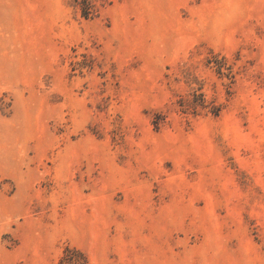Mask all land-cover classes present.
I'll return each instance as SVG.
<instances>
[{
  "label": "rangeland",
  "instance_id": "obj_1",
  "mask_svg": "<svg viewBox=\"0 0 264 264\" xmlns=\"http://www.w3.org/2000/svg\"><path fill=\"white\" fill-rule=\"evenodd\" d=\"M95 1L0 0V264H264V0Z\"/></svg>",
  "mask_w": 264,
  "mask_h": 264
},
{
  "label": "trees",
  "instance_id": "obj_2",
  "mask_svg": "<svg viewBox=\"0 0 264 264\" xmlns=\"http://www.w3.org/2000/svg\"><path fill=\"white\" fill-rule=\"evenodd\" d=\"M75 1L80 5L81 13L83 16L89 17L91 15H94V13L96 12L97 4L95 0H75ZM195 97H198L199 101L198 103H193L194 107H196L198 104L204 105L205 100L201 94H198L197 96L195 94ZM214 112L217 113V111L215 110Z\"/></svg>",
  "mask_w": 264,
  "mask_h": 264
}]
</instances>
